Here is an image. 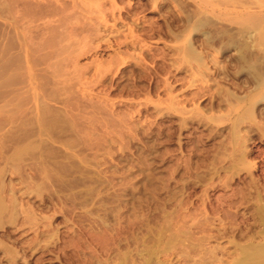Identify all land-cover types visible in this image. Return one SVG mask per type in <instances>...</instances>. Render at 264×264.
<instances>
[{
    "label": "rangeland",
    "instance_id": "obj_1",
    "mask_svg": "<svg viewBox=\"0 0 264 264\" xmlns=\"http://www.w3.org/2000/svg\"><path fill=\"white\" fill-rule=\"evenodd\" d=\"M29 1L33 3L0 0V48L5 42V46H11L9 48L16 44V52L21 53L11 65L16 78H28L24 54L29 51L31 61L33 59L29 64L33 80L39 77L38 74L40 77L47 75L49 82L53 80L54 83H49L53 86L48 85L52 88L48 93L49 105L54 116L57 109L58 112L63 109L66 120L72 124L67 123L73 130L62 140L74 142H70L73 150L68 152L75 160L71 161L70 171L59 169L51 174L49 179L55 182L48 183V179L33 188L19 172L22 180L6 173L4 179H8L6 182L13 179L11 184L18 201H15L17 206L12 216L7 209L0 218V264H231L244 252L249 254L250 249L262 244L264 137L259 134L258 127L264 126V102L256 104L252 120L244 117L236 121L241 106L233 102L232 105L222 102L220 108L215 106L224 99L220 93L226 90L237 96L245 95L243 90L240 92L231 84L240 83L244 76H226L224 79L213 63L208 62L204 69L185 56L183 39L173 41L168 33L172 30L170 11L173 9L181 16L178 8H174L175 3L158 0L163 5L161 12L152 4L142 9L140 5L145 0H49L54 4L49 6L45 0ZM63 2H67L65 10L70 12H60L56 16L58 11H54L55 14L50 11ZM41 3L42 8L51 6L49 13L43 11L47 9H42ZM59 18H66V22L69 19L72 27L65 22L66 39L54 45L50 38L56 36L54 27ZM27 25L31 27L26 28ZM27 32H34L33 37ZM41 38L52 41L53 45L40 41L41 44L46 42L41 51V44H38ZM180 44L182 47H178ZM62 46L66 47L63 49ZM196 48L202 51L201 47ZM44 53L50 54H46L47 57ZM232 53L227 51L219 55L218 63L229 66ZM207 55L212 58L210 51ZM16 64L24 68H15ZM51 64L54 71L56 65L62 74L54 73L49 68ZM2 65L0 82L9 74L4 68L6 65L0 61ZM227 70L233 72L230 67ZM46 71L48 74L52 71L54 75H49L53 78ZM58 75L62 77L58 78ZM55 82L64 85L58 87ZM62 88L65 90L61 91ZM236 123L239 130L234 132ZM65 137H69V141ZM89 156L94 157L93 160ZM74 171H78L77 174ZM53 176H57V180ZM14 181H17L16 185ZM32 181L35 183L38 179ZM15 211L20 213L15 214Z\"/></svg>",
    "mask_w": 264,
    "mask_h": 264
},
{
    "label": "bare ground",
    "instance_id": "obj_2",
    "mask_svg": "<svg viewBox=\"0 0 264 264\" xmlns=\"http://www.w3.org/2000/svg\"><path fill=\"white\" fill-rule=\"evenodd\" d=\"M24 1L23 4L26 2V0H21ZM61 1V0H60ZM67 1V0H66ZM98 1V0H97ZM122 1V0H120ZM146 2H143L141 6V8L143 9L144 7L146 8L148 5L152 4L154 6V8L158 9L161 11V6L160 3H158V0H145ZM164 2L166 1V3H175L174 8H178V13L181 14V16L176 15V12L173 11V9H169L171 10L170 13L172 14L171 17V24H172V30H169L171 28H166L168 31V33L171 35V40L173 39V41L175 40H179V39H183V52L185 54V56L193 63H196L198 67L201 68H207V66L211 63H213L216 67V70L218 71V73L220 72L221 74L224 75V79L227 76H232V78H236V76L241 75L244 76V80L241 81L238 84H234L231 83L232 85H234V88L236 87V89L243 90V96H237L234 94V92L232 91H224V93H220L223 94L224 99H220L218 104H216L215 106H218L220 108L221 105H223L225 102L226 103H231L233 102L236 105H240L241 106V110L240 112L237 114L236 116V121L238 120H242L244 119V117H248L246 119H250L252 120L255 116V106L257 103L259 102H264V0H163ZM28 3L31 1H27ZM26 2V4H27ZM45 2H47V6H49V4H52V1L49 0H45ZM96 2V1H95ZM38 3V1H37ZM54 3V2H53ZM67 2H63L60 5H55L58 6L56 10H51L50 11L55 14L57 11L59 13H57L56 16H59L60 12L63 14V12H70L65 10V5ZM70 3V1H69ZM73 3V2H72ZM28 4V5H30ZM35 4V3H34ZM45 4V3H44ZM163 4V3H162ZM20 5V4H19ZM22 5V4H21ZM20 5V6H21ZM37 5V4H35ZM42 3H41V8H42ZM54 5V4H52ZM67 5V4H66ZM70 5V4H69ZM138 5V4H136ZM160 5V7H159ZM165 5V3H164ZM167 5V4H166ZM169 5V4H168ZM39 6V5H37ZM44 6V5H43ZM46 6V5H45ZM27 7V6H26ZM53 7V6H52ZM166 7V6H165ZM25 8V5H24ZM40 8V7H39ZM44 9L46 7H43ZM42 8V9H43ZM51 8V6L49 7ZM48 7L46 8L47 10H43L45 13L48 11L49 9ZM69 8V6H68ZM77 8V7H76ZM87 8V7H86ZM139 7V9H141ZM29 9V8H27ZM35 9V8H34ZM38 9V8H37ZM67 9V8H66ZM72 9V8H69ZM79 9V8H77ZM133 9V8H132ZM148 9V8H147ZM146 9V10H147ZM163 9V8H162ZM40 10V9H38ZM74 10V9H73ZM137 10V9H136ZM167 10V9H166ZM25 11V10H24ZM22 10V12H24ZM41 10V12H43ZM49 11V12H50ZM54 11H56L54 13ZM138 11V10H137ZM140 11V10H139ZM138 11V12H139ZM21 12V11H20ZM19 12V13H20ZM27 14V11H25ZM24 12V13H25ZM33 12V11H32ZM40 12V13H41ZM43 12V13H44ZM47 12V13H49ZM73 12V11H72ZM93 12V11H92ZM135 12V11H134ZM162 12V11H161ZM169 12V11H168ZM23 13V15H25ZM74 13V12H73ZM75 13L78 14V12L75 11ZM131 13V12H130ZM128 13V14H130ZM167 13V12H166ZM31 14V13H30ZM29 14V15H30ZM33 14V13H32ZM52 14V15H53ZM77 14H75V18L77 17ZM136 14V13H135ZM162 14V13H161ZM22 15V13H21ZM35 15L36 12H35ZM70 15V14H69ZM67 15V17L69 16ZM73 15V14H72ZM71 15V16H72ZM80 15V14H79ZM78 15V16H79ZM90 15V14H89ZM106 15V14H105ZM122 15V14H121ZM163 15V14H162ZM166 15V14H165ZM26 16V15H25ZM28 16V15H27ZM26 16V17H27ZM40 16V15H39ZM61 16V15H60ZM65 16V15H64ZM74 16V15H73ZM82 16V15H81ZM23 17V16H22ZM21 21H23V18ZM62 17V16H61ZM31 19L33 18L30 17ZM36 18V17H35ZM38 18V16H37ZM40 18V17H39ZM38 18V19H39ZM125 18V17H124ZM18 19V21L20 20ZM27 19V18H26ZM37 19V20H38ZM72 19V18H71ZM70 19V20H71ZM79 20V18H77ZM127 19V18H126ZM167 19V18H166ZM69 19H67V22ZM128 20V19H127ZM169 20V19H168ZM20 21V23H21ZM34 21V19H33ZM57 21V25L54 27L56 30V36L52 35V39L55 43H60V42H64L66 39L67 34L64 35V33H66L64 31L65 26H67V22H66V18H64L63 20L61 18H59V20ZM31 22V21H30ZM66 22V23H65ZM19 23V22H18ZM25 23V22H24ZM48 23V22H45ZM44 23V24H45ZM140 23V22H139ZM29 24V22H28ZM66 24V25H65ZM70 26L72 25L71 22H69ZM83 24V23H82ZM130 24V23H129ZM168 24V23H167ZM169 24V25H171ZM43 25V24H42ZM46 25V24H45ZM86 25V24H85ZM96 25V24H95ZM133 25V24H132ZM29 25L26 26V28ZM89 26V25H88ZM86 27L88 29H90L89 27ZM99 26V25H98ZM138 26V25H136ZM164 26V25H163ZM162 26V27H163ZM23 27V26H22ZM25 27V26H24ZM31 27V26H29ZM45 27V26H44ZM72 27V26H71ZM83 27V26H82ZM85 27V26H84ZM83 27V28H84ZM117 27V26H116ZM139 27V26H138ZM136 27V28H138ZM21 27H19L20 29ZM25 28V29H26ZM48 28V27H45ZM50 28V26H49ZM69 28V27H68ZM77 28V27H76ZM98 28V27H97ZM153 28V26H152ZM23 29V28H22ZM38 29V28H37ZM42 29V28H41ZM52 29V28H51ZM57 29L59 31H57ZM61 29V30H60ZM71 29V28H70ZM69 29V30H70ZM74 29V28H73ZM80 29H82L80 27ZM141 29V27L139 28ZM137 29V30H139ZM144 29V28H143ZM151 29V28H150ZM149 29V30H150ZM36 30V29H35ZM47 30V29H45ZM44 30V31H45ZM67 31V29H65ZM84 30V29H83ZM133 30V29H132ZM135 30V28H134ZM37 31V30H36ZM39 31V30H38ZM49 31V30H48ZM47 31L46 34H48L49 32ZM75 31V29H74ZM94 31H96L94 29ZM136 31V30H135ZM140 31V30H139ZM147 31V30H146ZM165 31V29H164ZM40 32V31H39ZM38 32V33H39ZM42 32V31H41ZM99 32V31H98ZM143 32V31H142ZM150 32V31H148ZM146 32V33H148ZM155 32V31H154ZM166 32V31H165ZM28 33V32H27ZM32 33V31H31ZM31 33H28V35H30ZM36 33V32H35ZM51 33V32H50ZM68 33V32H67ZM72 33H74L72 31ZM91 34V32H89ZM136 33V32H135ZM139 33V32H138ZM145 33V32H144ZM145 33V34H146ZM8 34L9 33L8 31ZM34 34V32H33ZM33 34L32 37H33ZM126 34V33H125ZM134 34V33H133ZM140 34V33H139ZM154 34V33H153ZM166 34V33H165ZM164 34V35H165ZM19 35V34H18ZM27 35V36H28ZM37 35V34H35ZM34 35V39L37 37ZM42 35V34H40ZM44 35V34H43ZM101 35V34H100ZM163 35V36H164ZM120 36V35H119ZM149 36V35H148ZM152 36V35H151ZM157 36V35H156ZM19 37V36H18ZM26 37V36H25ZM29 37V36H28ZM26 37V38H28ZM31 37V39H33ZM68 37V36H67ZM132 37V36H131ZM158 37V36H157ZM195 37H198L195 39ZM21 37H19L18 39H20ZM104 38V37H103ZM121 38V37H119ZM128 38V37H127ZM7 39V38H6ZM15 39V38H14ZM49 39V40H50ZM91 39V38H90ZM102 39V38H101ZM123 39V38H122ZM43 38H41L39 40V43L34 41L35 43L41 44L40 41L42 42ZM72 40V39H71ZM116 40V39H115ZM8 41V39H7ZM9 41H14L12 39H10ZM20 41V40H19ZM45 41H48V39H46ZM69 41V40H68ZM181 40H179L178 42H180ZM52 43V41H48L47 44ZM67 42V40H66ZM73 42V41H71ZM75 42V41H74ZM105 42V41H104ZM118 42V40H117ZM122 42V41H119ZM177 42V43H178ZM4 43V42H3ZM22 43V42H21ZM43 42V44H45ZM50 43V46H52ZM34 44V43H33ZM41 44L40 45V50L42 51L43 48L42 46H45ZM69 44V43H68ZM67 44V45H68ZM119 44V43H118ZM1 45V44H0ZM6 42L4 43V45L0 48V61L2 64H4V68L7 69V71H9V74L7 76L6 79L2 80L0 82V218L2 215H4L5 211L8 212L9 214L12 216L14 214V207L15 201H18V199H15V193H14V188L12 187L11 180H9L8 182H6L5 180L8 179H4L6 173H10L11 175H18V172L20 173L21 177H24V179L26 178L28 180V186L32 187L35 186L37 184L40 183H44L45 181H47L49 179V177L51 176V174L53 172H57V170L61 169V170H67L70 171V169L72 168L71 164H72V160H75V156L68 152L71 151L72 148V144L74 142H72V140L70 142H72V144L70 145V142L67 143L66 140H62V138L64 136H69L70 133L72 132L71 127L68 126L69 123L66 120V116H65V111H59L57 109L56 115L54 116V114H52L51 112V108L49 105V98H48V93H49V89L48 85L49 83H54L52 82L53 80H51L49 82V77L46 76H42L37 77V79L33 80L32 78V69L30 67V62L31 61V53L28 51H25V60L26 63L28 64V78L26 79L25 77L23 78H16L15 76V69H11V65L13 63H15V59L16 57H18V53L15 50V46L16 44L12 45V48H9L7 46ZM11 45V44H10ZM35 45V44H34ZM66 45V44H65ZM128 45V44H127ZM137 45V44H136ZM33 46V45H32ZM30 44L31 49H33ZM49 46V45H48ZM49 46V48H50ZM29 47V45H28ZM36 47L38 48L39 46L36 45ZM61 47V46H60ZM63 47V46H62ZM66 47V46H64ZM63 47V49H64ZM133 47V46H132ZM178 47H182V45L180 44V46ZM196 47H201L202 51H197ZM9 48V49H8ZM17 48V47H16ZM129 48V47H128ZM137 48V47H136ZM59 48H57L58 50ZM61 49V48H60ZM62 49V50H63ZM68 49V48H67ZM180 49V48H178ZM182 49V48H181ZM13 50V51H12ZM129 50V49H128ZM132 50V48H131ZM151 50V49H150ZM157 50V49H156ZM175 52V48L172 49ZM203 50L205 52H203ZM33 51V50H32ZM37 51V50H36ZM60 51V50H59ZM158 51V50H157ZM160 51V50H159ZM158 51V52H159ZM178 51V50H177ZM181 51V50H180ZM179 53H182V51ZM212 53V58L210 56H208V52ZM227 51H233L234 53L230 54L229 58H230V62H229V66L226 65H220L218 63V61H220L219 59V55H223L225 52ZM49 52V51H47ZM62 52V51H61ZM66 52V51H64ZM62 52V53H64ZM147 52V51H144ZM153 52V51H152ZM164 52V51H163ZM169 52H171V50H169ZM172 52V53H174ZM33 53V52H32ZM54 53V52H53ZM57 53V52H56ZM143 53V52H142ZM167 53V52H166ZM171 53V54H172ZM44 56H47L46 54H50V53H44ZM59 54V53H58ZM61 54V53H60ZM146 54V53H145ZM157 54V53H156ZM160 54H162L160 52ZM165 54V53H164ZM18 55V56H17ZM39 55V54H38ZM55 55V54H54ZM57 55V54H56ZM55 55V56H56ZM150 55V54H149ZM148 55V57H149ZM152 55V54H151ZM174 56V54H172ZM177 55V54H176ZM210 55V54H209ZM54 56V57H55ZM58 56V55H57ZM61 56V55H60ZM167 56V55H166ZM171 56V55H169ZM21 57V56H19ZM221 57V56H220ZM147 58V57H146ZM182 58V57H181ZM20 59V58H19ZM35 59V58H34ZM52 59V57H51ZM65 59V58H64ZM74 59V58H73ZM149 59V58H148ZM152 59V58H151ZM177 59V58H176ZM210 59V60H209ZM21 60V59H20ZM63 60V59H60ZM14 61V62H13ZM41 61V60H40ZM49 60H47L48 62ZM59 61V59H58ZM65 61V60H64ZM18 62V61H17ZM24 62V61H23ZM38 62V61H37ZM46 62V63H47ZM171 62V61H170ZM173 62V61H172ZM181 62V61H180ZM188 62V61H187ZM209 62V64H208ZM19 63V62H18ZM41 63V62H40ZM54 63V62H53ZM58 63V62H56ZM63 63V62H62ZM35 64V62H34ZM61 64V62H60ZM64 64V63H63ZM62 64V65H63ZM133 64V63H132ZM157 64V63H156ZM160 64V63H159ZM36 65V64H35ZM45 65V64H44ZM53 64L48 65V67L54 71L52 67ZM59 65V64H58ZM57 65V66H58ZM69 65V64H68ZM212 65V64H211ZM213 65V68H214ZM13 66V65H12ZM18 65L16 64L14 67L15 68H24L21 67L20 65L17 67ZM24 66V65H23ZM38 66V65H37ZM47 66V64H46ZM0 67H3L0 66ZM13 67V68H14ZM162 67V66H161ZM195 67V66H194ZM227 67L232 68L233 72H229L227 70ZM56 70H58L55 65ZM63 68V67H62ZM135 68V66H134ZM139 68V67H138ZM147 68V67H146ZM169 68V65H168ZM214 68V69H215ZM3 69V68H1ZM46 69V68H45ZM44 69V70H45ZM164 69V67H163ZM196 69V68H195ZM194 69V70H195ZM209 69V68H208ZM20 70V69H19ZM39 70V69H38ZM43 70V71H44ZM54 71V73L58 72V71ZM151 70V69H150ZM3 70H1L2 72ZM42 71V69L40 70ZM122 71V70H121ZM120 71V72H121ZM126 71V70H125ZM124 71V72H125ZM134 71V70H133ZM149 71V70H148ZM210 71V70H209ZM212 71V70H211ZM215 71V72H217ZM0 72V74H1ZM52 72V71H51ZM51 72H49V74H52ZM62 72V71H61ZM138 72V70H137ZM145 72V71H144ZM214 72V73H215ZM46 73L48 74V72L46 71ZM57 73V74H58ZM130 73V72H129ZM152 73V72H151ZM155 73V72H154ZM219 73V74H220ZM4 74V73H3ZM36 74V73H35ZM48 74V75H49ZM62 73H59V75ZM5 76L7 75V72L4 74ZM18 75V74H17ZM23 75V74H22ZM54 75V74H52ZM49 75V76H52ZM58 78H61L62 76ZM154 75V74H153ZM21 76V75H20ZM19 76V77H20ZM56 76V74H55ZM68 76V74H67ZM155 76V75H154ZM218 76V75H217ZM222 76V75H221ZM3 77V75L1 76ZM226 77V78H227ZM53 78V76H52ZM51 78V79H52ZM56 78V77H54ZM138 78V77H137ZM143 78V77H142ZM150 78V77H149ZM177 78V77H176ZM231 78V77H230ZM2 79V78H1ZM146 79V78H145ZM155 79V77H154ZM159 79V78H158ZM64 80V79H63ZM160 80V79H159ZM175 80V79H174ZM221 80V79H220ZM223 80V79H222ZM221 80V81H222ZM61 81V80H60ZM66 81V80H65ZM64 81V82H65ZM73 81V80H72ZM220 81V83H221ZM58 82V81H56ZM55 82V84H56ZM64 85L63 82H60ZM142 83V82H141ZM230 83V82H229ZM228 83V84H229ZM59 84V83H58ZM56 84V85H58ZM62 84H60L62 86ZM66 85H68L67 83H65ZM55 85V86H56ZM60 85H58V87H60ZM70 85V84H69ZM75 85V84H74ZM160 85V84H159ZM49 86H53V85H49ZM57 87V86H56ZM64 88V87H63ZM61 89V91L65 90V89ZM70 88V86H69ZM68 88V89H69ZM73 88V87H72ZM75 88V87H74ZM218 88V87H217ZM54 89V88H53ZM60 89V88H59ZM67 89V90H68ZM156 89V88H155ZM230 89V88H229ZM58 90V89H57ZM70 90V89H69ZM68 90V91H69ZM157 90V89H156ZM53 91V90H52ZM59 91V90H58ZM67 91V92H68ZM73 91V90H72ZM153 91V90H152ZM222 91V92H223ZM66 92V91H65ZM210 92V91H208ZM239 92V91H238ZM235 92V93H238ZM239 92V93H240ZM62 93V92H61ZM69 93V92H68ZM207 94V93H204ZM68 95V94H67ZM216 95V94H215ZM219 95V94H218ZM53 96V95H52ZM214 96V95H213ZM217 96V95H216ZM68 97V96H67ZM51 99V98H50ZM53 99V97H52ZM69 99V98H68ZM74 99V98H73ZM81 99V98H80ZM84 99V98H83ZM82 99V100H83ZM76 100V99H75ZM80 101V100H79ZM214 101H216V99H214ZM54 102V101H53ZM61 102V101H60ZM64 102V101H62ZM210 102V101H209ZM223 102V104H221ZM73 103V102H72ZM176 104V103H175ZM61 105V104H60ZM213 105V104H212ZM232 105V104H230ZM235 105V106H236ZM227 105H225L226 107ZM54 107V106H51ZM80 108L82 106H79ZM216 107V108H218ZM222 107V106H221ZM229 107V106H228ZM234 107V106H232ZM230 107L231 109H234ZM56 108V107H54ZM87 109V108H86ZM214 109V108H213ZM172 110V109H171ZM181 110V109H180ZM179 110V111H180ZM206 110V109H205ZM226 110V109H225ZM224 110V111H225ZM53 111V110H52ZM82 111V110H81ZM211 111V110H210ZM220 111V110H219ZM68 112V111H67ZM233 112V111H232ZM231 112V114H232ZM84 113V112H82ZM90 113V112H89ZM93 113V112H92ZM182 113V112H181ZM225 113V112H224ZM261 113V111H260ZM70 115H72L71 113H69ZM194 114H198V113H194ZM200 114V113H199ZM230 114V115H231ZM201 115V114H200ZM221 115V114H220ZM234 115V114H233ZM262 115V114H261ZM260 115V116H261ZM216 116V115H215ZM235 116V115H234ZM211 117V116H210ZM218 118V117H217ZM220 118V117H219ZM226 118V117H225ZM233 118V117H231ZM68 119V117H67ZM200 119V118H199ZM222 119V117H221ZM75 120V119H73ZM82 120V119H81ZM180 120V118H179ZM259 120H261V118H259ZM186 122V119H185ZM262 122V121H260ZM68 123V124H67ZM180 123V122H179ZM90 124V123H89ZM264 124V122L262 123ZM261 124V125H262ZM72 125V124H71ZM83 125V124H81ZM91 125V124H90ZM233 127V125H232ZM255 127V126H254ZM246 128V127H245ZM256 128V127H255ZM234 132L237 130H239L238 124L236 123V125L233 128ZM250 129V128H249ZM260 129V130H259ZM231 130V129H230ZM241 130V129H240ZM259 130V134H261L262 138L264 137V126L263 127H258ZM82 131V130H81ZM80 131V132H81ZM232 131V132H233ZM261 132V133H260ZM86 134V133H84ZM233 134V133H232ZM73 134H71L72 136ZM237 135V134H236ZM70 136V137H71ZM86 136V135H85ZM260 136V137H261ZM245 137V136H244ZM65 138H69V137H65ZM229 138V137H228ZM249 138V137H248ZM253 138V137H252ZM238 139V138H237ZM242 140V139H241ZM249 140V139H246ZM69 141V139H68ZM75 141V140H74ZM81 141V140H80ZM79 141V142H80ZM85 141V140H84ZM244 141V140H243ZM237 143V142H236ZM85 144V142H84ZM83 144V145H84ZM93 144V143H92ZM246 144V143H245ZM58 145V146H57ZM76 146V145H75ZM88 146V145H87ZM91 148V147H90ZM94 148V147H93ZM73 150V148H72ZM80 150V149H79ZM83 150V149H81ZM238 151V150H237ZM246 151V150H245ZM76 152V151H75ZM74 152V153H75ZM81 152V151H80ZM244 152V150H243ZM241 152V153H243ZM237 153V152H236ZM240 153V154H241ZM81 154V153H80ZM245 154V152H244ZM243 154V155H244ZM86 155V154H85ZM84 155V156H85ZM236 155V154H235ZM237 156V155H236ZM91 158V156H89ZM93 157V156H92ZM242 157V156H241ZM245 157V155H244ZM243 157V160L245 159ZM94 158V157H93ZM93 158H91L93 160ZM239 158V157H238ZM86 159V158H84ZM235 159V158H233ZM89 160V159H88ZM238 160V159H237ZM241 160V159H240ZM241 160V161H243ZM86 161V160H85ZM96 161V160H95ZM239 161V160H238ZM84 163V162H83ZM87 163V161L85 162ZM89 163V161H88ZM98 163V162H97ZM89 165V164H88ZM91 165V164H90ZM242 165V164H241ZM237 166V165H236ZM243 166V165H242ZM247 166V165H246ZM249 166V165H248ZM82 168V166H81ZM80 168V169H81ZM91 168V167H90ZM225 168V167H224ZM79 169V170H80ZM98 169V168H96ZM228 169V168H227ZM225 169V170H227ZM73 170V169H72ZM76 170V168H75ZM78 170V169H77ZM91 170V169H90ZM83 171V170H82ZM72 172V171H71ZM77 172L78 171H74ZM80 172V171H79ZM229 172V171H228ZM87 173V172H86ZM85 173V175H86ZM91 173V172H90ZM89 173V174H90ZM227 173V172H226ZM80 174V173H79ZM84 174V172H83ZM82 174V175H83ZM88 174V173H87ZM93 174V173H92ZM91 174V176H92ZM56 175V174H55ZM59 175V174H57ZM62 175V174H61ZM65 175V174H64ZM72 175V174H71ZM75 175V173H74ZM69 176V175H68ZM77 176V175H75ZM96 176V175H94ZM98 176V175H97ZM96 176V178H98ZM20 177V176H19ZM20 177V178H21ZM61 177V176H59ZM71 177V176H70ZM8 178V177H7ZM38 179V182L36 181L35 183L32 181V179ZM54 178V176H53ZM58 178L57 176L54 178L56 179ZM65 178V177H64ZM83 178V177H82ZM100 178V177H99ZM86 179V178H85ZM14 180L15 177H14ZM22 180V178H21ZM52 180V179H51ZM57 180V179H56ZM59 180V179H58ZM78 180V179H77ZM81 180V178H80ZM84 180V179H83ZM18 181V180H17ZM14 181L15 185L17 184ZM20 181V180H19ZM53 181V180H52ZM47 181L49 182H52ZM82 181V180H81ZM94 181V180H93ZM22 182V181H21ZM27 182V181H26ZM55 182V181H53ZM77 182V181H76ZM96 182V181H95ZM252 182V181H251ZM255 182V181H254ZM23 183V182H22ZM20 183V184H22ZM56 184V183H55ZM82 183H80L81 185ZM87 184V183H86ZM85 184V185H86ZM98 184V183H96ZM23 185V184H22ZM43 186V184H41ZM57 185V184H56ZM71 185V184H70ZM75 185V184H74ZM84 184H82L83 186ZM24 186V185H23ZM46 186V185H45ZM54 186V185H53ZM51 188H54V187ZM91 186V185H90ZM89 186V187H90ZM97 186V185H96ZM38 187V185L36 186ZM76 187V186H75ZM78 187V186H77ZM88 187V188H89ZM25 188V187H24ZM27 188V187H26ZM33 188V187H32ZM49 188V187H48ZM73 188V187H72ZM84 188V187H83ZM95 188V187H93ZM30 189V188H28ZM27 189V190H28ZM42 189V187L40 188ZM77 189V188H76ZM23 190V188H22ZM31 190V189H30ZM29 190V191H30ZM43 190V189H42ZM40 190V191H42ZM45 190V189H44ZM48 190V189H47ZM87 190V189H86ZM91 190V189H89ZM94 190V189H93ZM27 191V192H29ZM35 191V190H34ZM38 191V190H36ZM258 191V190H256ZM17 192H20L19 190ZM26 192V193H27ZM45 192V191H44ZM54 192V191H53ZM52 192V193H53ZM87 192V191H84ZM91 192V191H90ZM30 193V192H29ZM32 193V192H31ZM39 193V192H38ZM48 193V192H47ZM59 193V192H58ZM81 193V192H80ZM89 193V192H88ZM94 194V193H93ZM259 194V193H258ZM44 195V194H43ZM68 195V194H67ZM95 195V194H94ZM76 196V195H75ZM78 196V195H77ZM17 197V196H16ZM35 197V196H34ZM33 197V198H34ZM260 197V196H259ZM56 198V197H55ZM54 198V199H55ZM65 198V197H64ZM68 198V197H67ZM41 199V198H40ZM62 199V198H61ZM66 199V198H65ZM258 200V199H257ZM255 200V202L257 201ZM260 200V199H259ZM262 200V199H261ZM5 201H7V203H5ZM65 201V200H64ZM30 202V201H29ZM32 202V201H31ZM88 202V201H86ZM258 202V201H257ZM45 203V202H44ZM57 203V202H56ZM86 204V203H85ZM46 205V204H45ZM35 206V205H34ZM263 206V205H262ZM51 207V206H50ZM34 208V207H33ZM37 208V207H36ZM39 208V207H38ZM26 209V208H24ZM30 209V208H29ZM255 209V208H254ZM18 210H19V206H18ZM37 210V209H36ZM43 210V209H42ZM262 210V208L260 209ZM259 210V211H260ZM264 210V209H263ZM27 211V210H26ZM16 212V211H15ZM29 214L30 211H28ZM256 212V211H255ZM261 212V211H260ZM18 212H16L15 214H17ZM20 213V212H19ZM18 213V214H19ZM262 213V212H261ZM260 213V215H262ZM264 213V212H263ZM259 214V213H258ZM9 215V216H10ZM32 215V214H31ZM6 216V215H5ZM3 216V219H5ZM19 216V215H17ZM16 216V217H17ZM37 216V215H36ZM263 216V215H262ZM11 218V217H10ZM263 218V217H262ZM12 219V218H11ZM14 220V218L12 219V221ZM33 220V218H32ZM263 220V219H261ZM34 221V220H33ZM8 222V221H7ZM10 222V221H9ZM15 222V220H14ZM13 222V223H14ZM264 223V222H263ZM25 224V223H24ZM8 225V224H7ZM42 225V224H41ZM39 226V225H38ZM199 226V225H198ZM2 227V226H1ZM10 227V225H9ZM194 229V228H193ZM188 230V229H187ZM192 230V229H191ZM14 231V230H13ZM190 231V230H189ZM11 232V231H10ZM186 232V231H185ZM191 232V231H190ZM41 233V232H39ZM49 233V231H48ZM190 234V233H189ZM195 234V233H194ZM49 235V234H48ZM177 235V234H176ZM175 235V236H176ZM45 236V235H43ZM183 236V235H182ZM188 237V236H187ZM9 238V237H8ZM186 238V237H185ZM184 238V239H185ZM191 238V237H190ZM194 238V237H193ZM192 238V240H193ZM198 238V237H197ZM196 238V239H197ZM180 239V238H177ZM183 239V238H182ZM188 239V238H187ZM195 239V240H196ZM200 239V238H199ZM8 240V239H7ZM11 240V239H10ZM190 240V239H189ZM9 241V240H8ZM12 241V240H11ZM164 241V240H163ZM162 241V242H163ZM185 241V240H184ZM183 241V244H185V241ZM199 241V240H198ZM40 242V241H39ZM179 242V240H178ZM197 242V241H194ZM261 242V241H259ZM22 243V242H21ZM25 243V242H24ZM157 243V242H156ZM20 244V243H19ZM26 244V243H25ZM36 244V243H35ZM39 244V243H37ZM178 244V243H176ZM182 244V243H181ZM191 244V243H190ZM254 244V243H253ZM13 245V244H12ZM239 245V244H238ZM236 245V246H238ZM255 245V244H254ZM201 246V245H200ZM143 247V246H142ZM180 247V246H179ZM186 247V246H185ZM195 247V246H194ZM246 247V246H245ZM244 247V248H245ZM250 247V244H249ZM237 248V247H236ZM185 249V248H184ZM248 249V247L246 248ZM250 249V248H249ZM148 250V249H147ZM189 250V249H188ZM245 250V249H243ZM241 249V251H243ZM251 252L248 254H246L245 252L243 253V255H241V258H238L237 261H235L234 264H264V242L262 244H259V246H254L252 249H250ZM3 251V250H2ZM139 251V250H138ZM137 251V253H138ZM203 251V250H202ZM247 251V250H246ZM207 252V251H206ZM220 252V251H219ZM218 252V253H219ZM142 253V252H141ZM140 253V254H141ZM148 253H150L148 251ZM147 253V254H148ZM187 253V252H186ZM130 254V253H129ZM161 254V253H159ZM158 254V255H159ZM183 254V253H182ZM208 254V253H207ZM222 254V252H221ZM135 255V254H134ZM153 255V254H152ZM162 255V254H161ZM166 255V254H164ZM206 255V254H205ZM185 256H187L185 254ZM139 257V256H138ZM151 257V256H150ZM155 257V256H154ZM157 257V256H156ZM155 257V258H156ZM163 257V256H162ZM160 257V259L162 258ZM188 257V256H187ZM240 257V256H239ZM9 258V257H8ZM6 258V259H8ZM136 258V257H135ZM5 259V260H6ZM120 259V258H119ZM128 259V257H127ZM151 259V258H150ZM157 259V258H156ZM155 259V260H156ZM159 259V261H160ZM140 260V259H139ZM145 260V259H144ZM154 260V259H153ZM154 260V261H155ZM167 260V259H166ZM209 260V259H208ZM127 261V260H126ZM125 261V262H126ZM142 261V259H141ZM147 261V260H145ZM150 261V260H149ZM188 261V260H187ZM233 261V262H234ZM7 262V261H6ZM9 262V260H8ZM162 262V260H161ZM166 262V261H165ZM192 262H194V260H192ZM198 262V261H197ZM232 262V263H233ZM131 263V262H130ZM137 263V262H136ZM143 263H145L143 261ZM154 263V262H153ZM157 263V262H156ZM160 263V262H159ZM164 262H162L163 264ZM167 263V262H166ZM224 263V262H223ZM231 263V264H232ZM146 264V263H145ZM155 264V263H154ZM229 264V263H228Z\"/></svg>",
    "mask_w": 264,
    "mask_h": 264
}]
</instances>
